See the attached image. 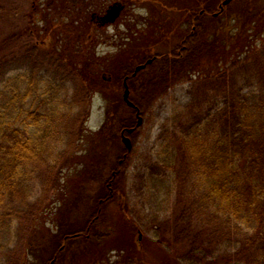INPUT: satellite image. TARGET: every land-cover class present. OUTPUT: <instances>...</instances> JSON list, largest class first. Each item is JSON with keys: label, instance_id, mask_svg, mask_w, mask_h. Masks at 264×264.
I'll return each instance as SVG.
<instances>
[{"label": "trees", "instance_id": "1", "mask_svg": "<svg viewBox=\"0 0 264 264\" xmlns=\"http://www.w3.org/2000/svg\"><path fill=\"white\" fill-rule=\"evenodd\" d=\"M4 1L0 0V24ZM257 2L238 6L237 15L227 16L237 18L238 33L244 26L246 31L264 30V12ZM214 5L207 2L201 15L209 14ZM193 17L186 23L195 29L171 49L151 51L147 59L154 57L153 62L136 76L131 75L130 62L118 64L124 70L122 77L129 75L131 99L143 117L179 81L187 82L191 96L186 105L172 100L160 126V149L143 162L162 205L152 212L153 221L145 231L159 247L167 242L169 247L177 246L173 264H264V42L250 53L253 40L261 34L238 36L239 48L233 51L234 46L226 43L230 38L218 32L227 25L225 20ZM12 33V40L27 35L25 29ZM62 40L63 36L44 48L28 38L19 49L0 57V264H28L30 251L40 256L50 250L42 264H67L69 253L70 261L89 256L91 246L110 235L96 229L108 202L119 199L120 209H129L123 201L131 153L124 157L127 150L120 145L116 165L104 183L93 182L96 179L89 175L71 187L59 230L39 225L41 194L63 187L61 160L67 147L84 140L87 98L96 91L88 81L93 82L88 68L97 63L96 55L82 49L74 54L68 51L74 47L72 40L66 44ZM14 71L20 72L14 75L15 89L10 91ZM73 80L78 91L71 95ZM107 101L105 128L110 121L116 122L119 132L135 125L133 108L122 100L118 106L110 98ZM87 104L88 108H80ZM102 141L94 155L98 165L86 160L94 175L104 172L103 163L113 148L104 133ZM170 191L175 198H168ZM170 212L171 222L163 224ZM132 223L142 232L140 220ZM119 233L129 255L131 249L141 250L131 231ZM130 261L127 257L117 263Z\"/></svg>", "mask_w": 264, "mask_h": 264}, {"label": "rangeland", "instance_id": "2", "mask_svg": "<svg viewBox=\"0 0 264 264\" xmlns=\"http://www.w3.org/2000/svg\"><path fill=\"white\" fill-rule=\"evenodd\" d=\"M47 1L49 0L4 1L6 11L2 14L3 20L0 24V57L9 50L19 49L24 42H27L28 38L41 43L40 45L44 48H48L51 42L49 40L45 41V37L49 39L52 37L58 40L62 36L64 40L61 43L66 44L68 39L72 40V46L74 47L68 49V51L75 54L76 49H82L84 53H94L96 55L94 59L97 63L88 68V71L91 72L90 78L93 81L91 82L89 79L88 81L91 83L89 85L96 91L87 98L90 110L84 123L86 129L84 140L81 143L72 145L71 148L67 147L66 157L61 160L63 169L59 173L62 176L63 187H60L58 191L50 189V191L41 194L44 204H42V211L38 217L39 225L47 226L53 231H57L60 227L59 217L63 216L62 208L70 193L73 192H70L71 187L74 188L83 179L88 180L89 175L90 178L93 176L94 179L98 180H93V182L104 183L111 172L110 169L112 170L116 165L115 161L119 146L124 147L121 132L116 128V122L108 121L109 128H105L107 122V99L110 98V101L117 104L116 106L119 105L121 100L124 102L123 93L125 87L123 81L125 77H122L124 70L118 64L121 61L130 62L134 70L136 65L143 62H140L141 60L147 59L151 51L171 49L183 36H188L190 31L193 28L195 29L192 24L190 26L186 23L188 19L192 20L194 15H198L200 18L207 16V21L211 19V16L220 18L221 21L225 20L227 25H220L223 28L222 31L219 29L218 32H222V36L230 38V41H226V43H229V48L234 46L233 51L239 48L237 47L239 45L238 36H247L248 34L256 36L261 34V36L253 40L252 48L249 51L253 53L264 42V30H262V33L246 31L247 26H244L242 27V33H238L235 27L237 23L235 22L236 17L228 20L230 17L227 16L237 15L238 6L256 5L253 3L254 1H258L259 9L264 12V2L262 0H247L242 3L240 0H235L225 6L223 13L214 15L219 10L223 0H132L134 3L128 5L125 11L122 10L123 13L116 22L98 25L97 22L94 23L92 21V13L105 12L109 5L116 0H106V3L104 0H99L100 3H97L98 0H88L84 3L81 0H53L48 4ZM118 1L123 2L124 0ZM210 1L215 3L214 9L209 14L202 16L203 7ZM209 17L210 19H208ZM259 18H261L259 20L261 23L263 18ZM121 25H124L123 29ZM24 29L27 32L26 36L21 33ZM15 31L16 34L19 31L21 33L18 40H12L15 37L12 36L14 34L12 32ZM239 31L241 32V30ZM90 32L93 37L91 41L87 39ZM92 33L97 34V36H93ZM232 36H236L235 39H232ZM7 39L10 40L9 46L6 45ZM246 50L248 48L243 49V53ZM142 55L145 56L142 57ZM19 72L10 73L12 80L8 82L7 87L10 88V91L15 89L14 75H18ZM116 76L119 79L117 82L115 81ZM72 83L74 89L70 91L71 95L74 94V90L75 92L78 91L76 82L73 80ZM69 85L72 87L71 83ZM190 97L187 90V82L184 80L179 81L170 87L168 95L166 94L164 97L154 101L146 110L143 117V125L137 131L136 136H131L134 147L130 155V165L125 174L124 184L127 189V196L126 200L123 201L129 209H120L121 201L119 199L116 201L110 200L106 205L105 218L96 228L99 232H110V235L105 237L104 240L103 238L97 240L96 244L91 246L88 252L89 256L81 255L78 259L70 261L71 255L69 253L67 255V264H121L117 262L121 261L123 263L127 257L131 259V264L175 263L176 258L173 255L177 246L169 247L167 242L163 248L159 247L157 244L150 242L151 233L148 234L145 231V226L153 221L152 212L161 210L162 205L159 198L157 199L155 195L154 182L145 174L143 162L146 160L145 158L151 154L154 155L160 149L161 140L158 137L160 126L169 114L172 100H175L179 105H186ZM88 104L85 107L81 105L82 107L80 108L84 110L88 108ZM125 105L129 107L126 103ZM133 112L132 116L136 123L135 111ZM30 130L32 131L33 128L30 127ZM103 133L106 135L107 144L111 142L113 148L109 152V158L103 163L104 172L94 175L95 171L92 167L89 168L86 163L96 161V156L94 155L100 152ZM117 133H120L119 139ZM93 164L95 166L98 165L96 162H93ZM97 168L99 167L97 166ZM142 174L143 177H139ZM169 195H167L169 199L175 198L172 191L169 192ZM171 213L166 216L167 218L163 219L164 221L162 220L163 224L171 222L172 219L169 217ZM134 220H140L144 226L142 228L144 236L137 230V227H134L132 223ZM120 231L126 233L131 231L133 239L136 238L137 249L140 248L141 250L131 249L132 252L129 255L127 251L130 250L125 248L126 244L124 245V242H122ZM102 243V246L105 244V249L101 247ZM116 248L119 249L117 250ZM134 248L136 247L134 246ZM164 248L168 249L170 255ZM49 251H43L40 256H36L33 251H30L28 264L44 263L45 256Z\"/></svg>", "mask_w": 264, "mask_h": 264}, {"label": "water", "instance_id": "3", "mask_svg": "<svg viewBox=\"0 0 264 264\" xmlns=\"http://www.w3.org/2000/svg\"><path fill=\"white\" fill-rule=\"evenodd\" d=\"M231 0H224L223 4L221 5V10H223V5H226L230 2ZM124 8V6L121 3H114L110 6V8L108 9V12L106 14L107 18H115L116 16L119 15L120 11ZM220 12H217L215 15H217ZM153 59H149L146 63L143 64H139L138 66H136L135 72L133 73V75H135L139 70L144 69L147 65V63H151ZM124 85H125V90H124V100L127 102V104L129 106L132 107H136V105L130 100L129 95H130V89L129 86L127 84V81H124ZM137 116H138V120H137V126H140L143 123V117L140 115V110H138L137 112ZM135 130V127H130V128H126L125 131H127V133L131 134L133 133V131ZM122 140L125 143L126 147L128 150L132 149V141L131 138L127 135H125L124 131L122 132Z\"/></svg>", "mask_w": 264, "mask_h": 264}, {"label": "flooded vegetation", "instance_id": "4", "mask_svg": "<svg viewBox=\"0 0 264 264\" xmlns=\"http://www.w3.org/2000/svg\"><path fill=\"white\" fill-rule=\"evenodd\" d=\"M53 0H49V1H47V4L48 3H50V2H52ZM110 6V5H109ZM127 7V5L125 4V8L123 9V11H125V9H127L126 8ZM109 9V8H108ZM108 9H106L105 10V12L104 11H100V12H93L92 13V21L95 23V22H97V24L98 25H106V24H109V23H114V22H116V20L118 19V18H120L121 17V15H122V13L123 12H121L117 17H113V18H107L106 17V14H107V11H108ZM93 34V33H92ZM45 36H49V35H45ZM93 36H97V34H93ZM45 41H47V40H49L50 42L52 41V42H54V41H56V39H54V38H52V37H50V39L49 38H47V37H45ZM84 39H86V38H84ZM87 39H90V41L93 39V37H92V35H91V32L88 34V37H87ZM134 111H135V114H136V109H133Z\"/></svg>", "mask_w": 264, "mask_h": 264}, {"label": "clouds", "instance_id": "5", "mask_svg": "<svg viewBox=\"0 0 264 264\" xmlns=\"http://www.w3.org/2000/svg\"><path fill=\"white\" fill-rule=\"evenodd\" d=\"M146 14V13H145ZM121 28L123 29L124 28V25H121ZM110 31H111V29H110Z\"/></svg>", "mask_w": 264, "mask_h": 264}]
</instances>
